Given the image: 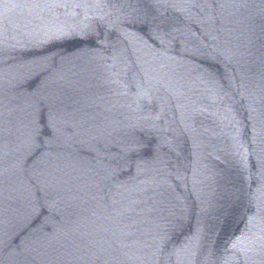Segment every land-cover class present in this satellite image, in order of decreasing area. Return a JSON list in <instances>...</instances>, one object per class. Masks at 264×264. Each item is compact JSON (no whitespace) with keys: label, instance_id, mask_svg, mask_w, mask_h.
I'll return each mask as SVG.
<instances>
[{"label":"water","instance_id":"1","mask_svg":"<svg viewBox=\"0 0 264 264\" xmlns=\"http://www.w3.org/2000/svg\"><path fill=\"white\" fill-rule=\"evenodd\" d=\"M0 264H264V0H0Z\"/></svg>","mask_w":264,"mask_h":264}]
</instances>
